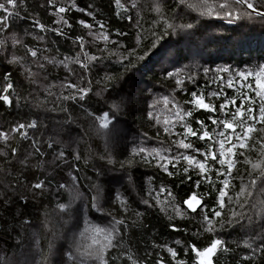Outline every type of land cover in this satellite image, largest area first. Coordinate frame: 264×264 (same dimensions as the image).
<instances>
[{
    "label": "trees",
    "instance_id": "trees-1",
    "mask_svg": "<svg viewBox=\"0 0 264 264\" xmlns=\"http://www.w3.org/2000/svg\"><path fill=\"white\" fill-rule=\"evenodd\" d=\"M224 2L227 0H207L214 11H219V4ZM189 3L199 5V0H189ZM73 4L85 11H76ZM120 4L117 6L116 0H51V3L50 0H24L23 6L18 8L23 19L16 18L10 22L9 29L0 30V53H3L0 54V96L7 95L10 100V105H5L0 99V132L12 134L8 141L0 137V257L4 258V264H8L14 254L24 249L29 254L30 264H63L64 252L70 244L74 247V234L78 235L86 227L106 228L115 219H120L125 223L118 227L123 229L126 224L127 234L122 237L121 247L111 250L109 255L119 252L124 257L123 264H131L127 254L137 264H156L158 260L161 264H173V257L165 246L177 251L176 259L197 264V258L188 245L203 250L215 238L221 239L230 250L225 255L218 247L213 257L215 264H253L251 260L244 259L251 254V250L242 244L256 237L255 246L264 247V217L255 219L252 204L244 209L253 217L251 223L241 221L215 233L201 228L203 213H192L184 207L183 199L197 192L212 218L211 209H219L216 204L218 189L223 187L220 183L223 176L217 177L215 171L220 169V165L209 159L214 170L205 173L209 180H202L198 169L193 170L182 159L179 163L173 160L168 164V172L172 175L162 170L163 161L158 163V160L159 156L171 158L184 154L203 161L199 151H204L208 144L215 145V155L219 156L217 141L223 138L216 136L215 140L200 141L198 137H185L180 123L174 119L176 110L172 108V103L179 106L181 113L192 110L193 114L185 117L184 123L201 131L196 120L202 119L207 123L203 130L211 131L215 125L207 118L212 114L184 103L191 100L190 93L196 91L205 97L206 103L218 108L220 99L209 97V92L223 90L230 98L236 96V106L239 107V92L247 91L239 89V85V92L229 89L227 77L221 85L211 79L214 73H210L206 80L201 69L197 81L199 87L186 82L183 86L188 93L185 94L176 87V77L169 78L166 72L186 69L192 64L255 70L256 66L264 63V22L241 19L229 24L222 18L201 16L203 9L200 7L183 5L187 10L182 11L175 0H120ZM58 7H64L66 11L58 13ZM157 7L161 9L159 13ZM177 12L180 17L175 16ZM78 21L90 27L86 28ZM166 21L192 23L194 28L188 30L190 34L172 33L170 29L165 30ZM249 23H252L251 26L247 25ZM37 24L43 25V28H37ZM57 32L60 34L57 35ZM153 32L160 37L158 40ZM13 36L18 40L15 45L12 43ZM104 36L108 37V41L104 40ZM81 40L89 55L107 56L112 52L127 55L135 49L129 60L116 62L117 56L105 60L107 74L112 77L107 92L102 90L103 84L96 83L105 75L104 69L97 68L86 76L84 69L73 63L77 53H80ZM154 40L155 47L152 46ZM114 42L123 47L118 49ZM105 49L104 52L99 51ZM30 50L36 51L37 56H31ZM140 56L144 58L138 59ZM13 57L15 60L9 63ZM79 59L85 62L83 53H80ZM64 63L68 64L67 69ZM88 63L91 67L92 63L98 62ZM41 64L43 68L39 67ZM6 74L8 80H5ZM68 83L78 88H89L85 101H79L75 89L66 87ZM9 84L11 87L5 92ZM65 95H77V100L75 103L71 99L65 101ZM251 95L254 96V93ZM165 98L168 104L164 103ZM122 100L128 103L121 104L119 114H113L109 105ZM80 104L88 107L93 115L88 117ZM149 104L155 105L154 110L148 108ZM229 109L235 111L231 105ZM105 111L110 113L109 120L120 128L110 152L103 146V135H98L89 127L90 122L94 125L96 122L98 129L99 121L95 118ZM149 111H152L151 117L147 116ZM33 121L36 122L35 128H17L15 133L11 131L12 127ZM172 124H176L173 131L180 135L164 131ZM220 130H223L222 125ZM21 131H25L29 138L21 137ZM236 131L242 134L243 129L237 127ZM180 139L193 147H178L176 141ZM262 145L264 125L257 123L249 133L245 147L233 149L231 159L234 163L230 174L225 163L222 171L229 175V184L222 201L224 208L219 209L221 218L227 220L233 211L238 210L236 205L229 204L228 197L235 201L241 183H246L249 178V172L253 177L257 175L251 164L261 159L264 153ZM140 147L151 154L145 156V153L132 152L133 148ZM61 152L64 153L63 160L59 158ZM109 156L113 164L107 163ZM245 160L250 163H245ZM173 164H176L175 168ZM185 167L189 169L187 174L183 171ZM69 171L78 177L76 186L82 196L73 204V224L63 223L61 217L66 219L67 216L60 214L55 207L57 203L67 204L73 198L69 190L73 185ZM40 181L45 182L46 188L56 187H52L51 192L42 193L40 189L33 188ZM60 183L68 187L58 189ZM93 184L100 187L97 198L104 212L92 208V198L97 195ZM161 187L167 191L161 193ZM262 188L264 182H258L253 189L254 196L249 199L253 202L258 197L264 199ZM149 189L152 190L150 194ZM117 194L124 200V205L115 199ZM9 198L11 204H6ZM142 199H147L151 207L142 204ZM177 209L184 215H176ZM78 210L82 213L84 210L85 218L80 217ZM137 212L141 215L137 216ZM26 219L30 224L22 225ZM219 219L216 218L217 221ZM49 222L50 225H47ZM171 225L177 230L173 231ZM32 231L38 232L36 240L31 239ZM94 236L92 231L85 232L81 245L91 244ZM176 240L181 243L177 245ZM49 242L55 246L54 251L50 250ZM255 264H264V256H258Z\"/></svg>",
    "mask_w": 264,
    "mask_h": 264
},
{
    "label": "snow or ice",
    "instance_id": "snow-or-ice-1",
    "mask_svg": "<svg viewBox=\"0 0 264 264\" xmlns=\"http://www.w3.org/2000/svg\"><path fill=\"white\" fill-rule=\"evenodd\" d=\"M23 3L24 0H5V2H0V13H3V15H0V30L9 29L10 22L12 20H15L16 18L23 19V17H20V13L18 10L19 7L23 6ZM175 3L177 4V6L186 5L189 8L200 7L203 9L200 13L201 16H215L217 18L224 19L225 22L229 24L236 23L238 20L241 19L248 20L249 22H264V10H260L264 9V0H227V2L219 4V11H214L213 5L207 3V0H199V5L191 4L189 3V0H175ZM116 4L117 6H121L120 0H116ZM72 7L76 11H85L84 9L79 8L75 4H73ZM132 7H136L135 3H133ZM65 11L66 9L64 7L56 8V12L58 13H64ZM156 11L159 13L161 9L157 7ZM86 14L91 15V13ZM175 16L180 17V14L177 12L175 13ZM65 23H67V21H65ZM78 23H83L84 27L86 28L90 27L87 23L83 21H78ZM36 27L42 29L43 25L37 24ZM164 28L165 30L170 29L172 33L182 32L185 34H190L188 30L193 29L194 25L192 23H167L166 21ZM59 34L60 33L57 32V35ZM152 35L155 37L156 40L160 38L156 32H153ZM103 38L105 41H108L107 36H104ZM12 43L13 45L18 43V40L14 36L12 39ZM114 43L117 44L118 49L123 47V45H121L119 42ZM152 46L155 47V40L153 41ZM99 51L104 52L106 51V49ZM134 52L135 49L128 52L127 55H120L119 52H112L109 53L107 56L89 55V53L85 51L84 42L81 40L80 53H83L85 62H81V60L79 59L80 53H77V57L75 60H73V63L79 64L80 67L84 69L86 76L97 68L104 69L105 75L98 79L96 83L103 84L104 87L102 90L104 92H107L108 87H110V84L108 82L112 79V77L107 74V69L105 68V60L111 58V56H117L116 62L129 60V58L134 55ZM30 54L33 57L37 56L36 51L30 50ZM143 58V56L138 57V59L141 60ZM14 60L15 57H13V59L10 60L9 63H12ZM51 62L52 61H49V63ZM88 62L98 63H92L90 67ZM39 67L43 68L44 65L41 64L39 65ZM64 67L67 69L68 64L64 63ZM201 69L206 80L209 78L210 73H214V75L211 76V79L218 81L221 85L224 84L225 77H227V85L229 89H233L238 92L239 89H247V91L239 92V107L236 106L237 97L232 96L230 98L226 93L223 92V90H221L220 92H209L208 94L209 97H216L220 99L218 108L211 103H206L205 97L203 95H198L196 91H192L190 93L191 100H185L184 103L192 104L194 108H199L205 110L207 113L212 114L207 118L208 120H210L212 125H215V127H213L211 131L203 130L207 127V123L205 120L202 119L196 120V124L199 126V129L201 131L195 130L187 123H184V118L189 117L193 114L192 110L184 111L183 113H181V109L179 108V106L176 103H172V108L176 110L174 119H176L180 123V127L183 129V135L185 137H198L200 141H206L209 138L215 140L216 136L223 138L220 141H217V143H219V156L215 155V152L217 151L215 145L208 144L204 151L197 150L199 151V155L204 157L203 161L197 159L195 156L192 155L179 154L169 158L166 156H159V153H157V155L159 156L158 163L159 161H163V164L161 165L162 170L168 173V175H172V173L168 172V164L173 160L179 163L180 159H182L183 161H186L188 165H191L193 170L198 169L200 178L202 180H209L210 177L205 175V173H211L214 170L211 164H209V159H211L212 162L219 164L220 169H216L215 171L217 177L223 176V179L220 181L223 187H220L218 189L219 196L216 200V204L219 205V209H222L224 208V204L222 201L226 195L225 189L228 187L229 184V175L225 174L222 169L225 163H227V173L230 174L232 172L234 161L231 159V156L233 153V149L237 146H239L240 148L245 147L249 133L254 130L255 124L259 123L264 125V64L258 65L255 70H234L229 66L210 68L202 67V65L198 64H192L191 66H186V69H180L170 73L166 72V75L169 78L175 76L176 87L179 89L180 92L187 94L188 90L183 85H185V83L187 82L188 84H193L199 87L197 81L199 76L201 75ZM29 75H32V73L29 72ZM8 78L9 76L8 74H6L5 80H8ZM83 78L84 77H81V79ZM253 82L255 85L254 87ZM237 85H239V89L237 88ZM8 87H11V85L9 84ZM8 87L5 88V92H7ZM66 87L69 89H75L76 93L78 94L79 101H85V95L89 92V88H78L75 84L72 83H68ZM251 93H254V96L251 95ZM0 99L3 100L5 105H10V100L7 95L0 96ZM70 99L75 103V101L77 100V95L63 96V100L65 101H68ZM245 102L247 103L245 104ZM127 103L128 101L122 100L119 103L110 104L109 107L113 114H119L121 111V104ZM164 103H169L167 98H165ZM229 105L235 108V111H231L229 109ZM79 107L83 109V111L87 114L88 117H91L93 115L92 111H90L88 107H85L84 104H80ZM148 108L154 110L155 105L149 104ZM109 114V112L105 111L102 115L96 116L95 119L99 121V127L98 129H94V131L98 135H103L105 137L106 151L110 152L114 139L120 132V128L118 124H115L109 120ZM147 116L151 117L152 111L147 112ZM249 121L252 123H248ZM165 122L170 123V121L168 120H166ZM110 124L112 125L111 127ZM221 125L223 126V130H220ZM35 127L36 122L33 121L32 123H29L27 125L19 124L15 127H12L11 131L15 133L17 132V128L25 129ZM175 127L176 124H172L171 128L166 127L164 131L168 132L170 135L178 136L180 135V133H176L173 131ZM237 127L243 129L242 134L236 131ZM4 135L5 134L3 132H0V137H4ZM20 136L24 139L29 138L25 131H21ZM226 142L229 145L227 147ZM176 143L178 147L183 149H190L193 147L191 143H187L183 139L176 141ZM48 147L51 148L52 145L49 144ZM262 148H264V145H262ZM13 151L15 152V149H13ZM152 151L155 152V149H153ZM132 152L134 154L145 153V156L151 154L143 147L133 148ZM241 155H243V153H241ZM261 155L264 156V153H262ZM59 158L63 160V152L59 154ZM101 158L103 159V157ZM76 159H79V157H76ZM84 163L85 165H87L88 161L85 160ZM107 163L113 164V160L110 156L107 159ZM245 163H250V161L245 160ZM172 166L173 168H175L176 164H173ZM251 168L257 172V175L253 177L252 172H249V178L246 183H241L239 191L236 193L235 201L231 196L228 197L229 204L236 205L238 210L233 211L227 220L221 218V211L215 207L211 209L212 218H210L207 211L205 210V205L203 204V201L201 199H198L197 192H192L187 196V198L183 199V204L187 205V208L190 209L193 213H196L198 211L200 213H203L200 226L201 228H203L204 231L213 233L217 231H223L226 226L228 228H231L237 224H240L241 221L245 220L251 223L253 221V217L248 215V213L244 211V209H246L249 204H252L255 210V219L264 217V199H260L258 197L255 202L249 199L254 196L253 189L257 187L258 182H264V160H262L258 164H251ZM183 171L185 174H187L189 172V169L185 167ZM99 174L100 173L98 171L97 175ZM68 175L73 181V185L69 189L70 192L73 193V198L67 204L57 203L55 206L60 214H65L67 216L66 219L63 216L61 217L63 223L65 224L70 223L74 219L73 204L77 200L82 199L81 193L77 190L76 186V181L78 180V177L72 175L71 171H69ZM199 183L200 181L198 180L196 182L197 187L199 186ZM212 183L215 184V181H212ZM44 184V181L37 182L33 185V188L40 189L43 193L51 192L52 187H56L53 185L51 187L46 188L44 187ZM66 187H68V185H66L65 183H60L58 185V189H64ZM92 188L96 189L97 191V195H94L92 198V208L97 212H104V209L100 207L97 198L100 192V187L99 185L93 184ZM151 191L152 190L149 189V194L151 193ZM159 191L163 193L166 192L167 189L161 187ZM261 191L264 192V188H262ZM168 194L173 195L171 192H169ZM115 199L119 201L121 205H124V200L119 194L116 195ZM241 200L243 202H240ZM5 203L11 204V199L9 198L5 201ZM141 203L151 207L147 199H142ZM197 205L200 206L199 209L197 208ZM136 215L140 216L141 213L137 212ZM176 215L183 216L184 213L177 209ZM216 218L220 219L217 221ZM124 223L125 222L120 219H115L109 227H86L83 231H80L78 235L74 234V247L72 244H70L68 250L64 252L65 259H63V264H91V262L93 261L98 262V264H123L124 257L119 252L112 255H109V253L111 250L119 249L121 247L122 237L127 234V225L125 224V227L123 229H120L118 226ZM28 224H30V221L27 219L24 220L22 223V225ZM170 227H172L173 231L177 230L174 225H171ZM88 231L94 232L95 236L92 237L91 244L82 246L80 242L81 238H83L85 232ZM37 238L38 232L32 231L31 239L36 240ZM256 240V237H252L250 240L243 241L242 244L243 247L251 250V254L245 256L244 259L251 260L253 264H255L258 256H264V247H256ZM175 243L179 245L181 242L179 240H176ZM49 247L50 250L54 251L55 246L51 242H49ZM165 247L171 257H173V264H187V262L184 260L176 259L177 251H175L172 247ZM188 247L191 248L192 253L194 254L195 258H197V264H215L213 257L217 253L218 247L220 248V251L225 255L230 252V250L226 246H224V242L219 238L212 239L210 244L204 247L203 250H200L198 247L192 244L188 245ZM28 255L29 254L24 249H21L18 253L14 254V258L9 259L8 264H30ZM127 259L131 261V264H137V261L134 260L130 254H127ZM0 264H4V258L2 257H0ZM156 264H161V262L158 260Z\"/></svg>",
    "mask_w": 264,
    "mask_h": 264
},
{
    "label": "rangeland",
    "instance_id": "rangeland-1",
    "mask_svg": "<svg viewBox=\"0 0 264 264\" xmlns=\"http://www.w3.org/2000/svg\"><path fill=\"white\" fill-rule=\"evenodd\" d=\"M179 6L181 7L182 11L187 10V8H186L185 6H183V5H179ZM251 24H252V23H249V24H247V25H250V26H251ZM181 33H182V32H181ZM263 64H264V63H263ZM259 65H260V64H259ZM256 67H257V66H256ZM6 87H8V86H6ZM95 124H96V125H94L93 122H90L89 127H90V128H93V129H96L95 126H97V123L95 122ZM11 136H12L11 133H10L9 135L5 134L4 137H2V139L8 141V140L11 138ZM91 139H92V138H91ZM102 139H103V146L105 147V137L103 136ZM115 142H116V139H114L113 144H115ZM117 142L119 143L120 140H117ZM262 160H264V156H262L261 159H258V160H257L256 162H254L253 164H258V163H260ZM78 213H79L80 217L85 218V216H84V210H83V213L81 212V210H78ZM71 222H72V221H71ZM71 222H70V223H71ZM73 223H75V221H73L72 224H73ZM46 224H47V225H50V222H49V223H46ZM68 224H69V223H68ZM68 230H70V228H68ZM70 231H71V230H70ZM70 237H72V235H70Z\"/></svg>",
    "mask_w": 264,
    "mask_h": 264
},
{
    "label": "water",
    "instance_id": "water-1",
    "mask_svg": "<svg viewBox=\"0 0 264 264\" xmlns=\"http://www.w3.org/2000/svg\"><path fill=\"white\" fill-rule=\"evenodd\" d=\"M198 199H199V198H198ZM184 207H185L188 211L192 212L190 209L187 208V205L184 204ZM199 207H200V206L197 205V208H198V209H199ZM192 213H193V212H192Z\"/></svg>",
    "mask_w": 264,
    "mask_h": 264
}]
</instances>
